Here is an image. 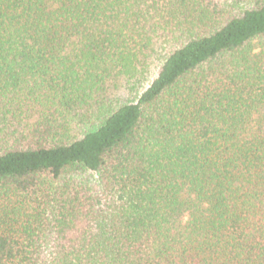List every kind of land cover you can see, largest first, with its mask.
I'll return each mask as SVG.
<instances>
[{
    "label": "trees",
    "instance_id": "trees-1",
    "mask_svg": "<svg viewBox=\"0 0 264 264\" xmlns=\"http://www.w3.org/2000/svg\"><path fill=\"white\" fill-rule=\"evenodd\" d=\"M0 264H264V0H0Z\"/></svg>",
    "mask_w": 264,
    "mask_h": 264
}]
</instances>
